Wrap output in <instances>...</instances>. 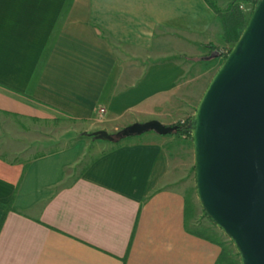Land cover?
<instances>
[{
    "label": "crops",
    "instance_id": "obj_1",
    "mask_svg": "<svg viewBox=\"0 0 264 264\" xmlns=\"http://www.w3.org/2000/svg\"><path fill=\"white\" fill-rule=\"evenodd\" d=\"M207 44L228 48L205 0H0V118L21 123L0 128V264L219 262L176 186L186 142L80 137L180 120L211 73L182 57L223 65ZM58 123L77 138L54 151L38 130Z\"/></svg>",
    "mask_w": 264,
    "mask_h": 264
},
{
    "label": "water",
    "instance_id": "obj_2",
    "mask_svg": "<svg viewBox=\"0 0 264 264\" xmlns=\"http://www.w3.org/2000/svg\"><path fill=\"white\" fill-rule=\"evenodd\" d=\"M240 36L194 115V180L205 215L232 241L241 264H264V0ZM172 131L155 120L108 141Z\"/></svg>",
    "mask_w": 264,
    "mask_h": 264
},
{
    "label": "rangeland",
    "instance_id": "obj_3",
    "mask_svg": "<svg viewBox=\"0 0 264 264\" xmlns=\"http://www.w3.org/2000/svg\"><path fill=\"white\" fill-rule=\"evenodd\" d=\"M210 2L214 5H216V7H218V9L224 10L227 5L231 2V0H210ZM256 3V2H255ZM249 4V3H241V11H243L244 16H245V21L247 23L248 19L250 18V16L253 14L254 8L256 6V4ZM234 44H229L228 48H226V50H231V48L233 47ZM223 49V48H220ZM186 57H182L183 60L187 61V62H206L208 64V66L210 67V74L207 75V77L204 78V80L201 83H195L192 82V84L188 87V91H187V96L186 97H181L179 99L180 103H183V109H184V113L181 115L180 120L176 121L177 122H181L184 120H189L188 123V129L190 130V136H191V127L193 125V120L195 118V112L198 108L199 105V100L202 98L201 94L205 89V83H207V79L211 78V74L217 70V67H213L211 63H209L210 61H203V60H194L193 58L189 59ZM218 58V57H217ZM189 59V60H188ZM221 59V58H218ZM222 61L224 59H221ZM212 66V67H211ZM194 73V72H193ZM196 74V73H195ZM202 88V89H201ZM173 123V124H175ZM172 125V124H170ZM170 125L166 126L169 127ZM21 123H19L18 121L13 122L10 119H5V118H0V128L3 130L4 128L7 129H13V128H19V130H21ZM27 127V126H26ZM26 127L22 128L25 129ZM28 128V127H27ZM69 126H66L64 124H54L52 125V127H45V126H39V130H38V135L40 136L41 140H53V142H51V144H53V149L54 151H58L60 149L65 148L68 144L75 142L73 140H75L77 137L71 134L66 133L68 131ZM35 129V128H34ZM126 129V128H125ZM33 130V129H32ZM121 131V130H120ZM120 131H118V133H120ZM113 134V135H108L106 134L107 137L110 136H114L117 135ZM4 133L2 132L1 136ZM95 134V133H94ZM82 137V136H80ZM174 137V136H173ZM86 138V137H84ZM179 140H182L183 142L187 143L188 146V150L186 151V153H188V155H190V159L187 160L186 158V165H184V169L182 170L181 174H179L176 179L179 182H176V186H178V184L181 186H185L186 191L188 193V199L189 201L193 202V206H194V220L193 223L190 224V230L192 232H195L196 234H203L206 235L208 237H215L214 239H218L220 241V243L223 244L224 246V250L223 253L220 257V260L217 264H241V257L238 253L237 248L234 246V244L232 243V241L228 238V236L223 233L222 231H220L215 224L212 222L211 219L207 218V216L204 214V211L202 209V206H200V202L198 200V196L196 193V188H195V180H194V175H195V171H194V154H193V145L191 142V139H186L184 137H175ZM9 139V137H8ZM89 139V138H87ZM95 142H101V141H95ZM103 143H108V142H104ZM50 151H45L47 152H51ZM43 152H41L42 154ZM175 185V184H174Z\"/></svg>",
    "mask_w": 264,
    "mask_h": 264
},
{
    "label": "trees",
    "instance_id": "obj_4",
    "mask_svg": "<svg viewBox=\"0 0 264 264\" xmlns=\"http://www.w3.org/2000/svg\"><path fill=\"white\" fill-rule=\"evenodd\" d=\"M207 5L211 9L214 14H216L217 18L220 21L223 29V37L225 39V43L235 44L238 39L241 37L242 31L245 29L247 23L245 21V16L243 11H241V3H249L253 4L259 2V0H231V2L227 5L224 10L218 9L216 5L212 4L210 0H205ZM206 49L211 52H217L218 58L225 59L231 50L220 49L218 47H214L212 44L204 45ZM186 59V58H184ZM189 60V59H188ZM189 120H184L181 122H177L175 124L170 125L169 127L173 129V131L169 134L174 137H184L186 139H191L190 130L188 129ZM82 137H86L91 139L92 141H101L108 142V138L105 132L95 133V134H85ZM205 214V213H204Z\"/></svg>",
    "mask_w": 264,
    "mask_h": 264
},
{
    "label": "built area",
    "instance_id": "obj_5",
    "mask_svg": "<svg viewBox=\"0 0 264 264\" xmlns=\"http://www.w3.org/2000/svg\"><path fill=\"white\" fill-rule=\"evenodd\" d=\"M100 114L102 115L103 114V111H100Z\"/></svg>",
    "mask_w": 264,
    "mask_h": 264
}]
</instances>
